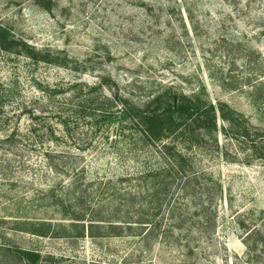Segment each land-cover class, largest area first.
Segmentation results:
<instances>
[{
  "label": "rangeland",
  "instance_id": "obj_1",
  "mask_svg": "<svg viewBox=\"0 0 264 264\" xmlns=\"http://www.w3.org/2000/svg\"><path fill=\"white\" fill-rule=\"evenodd\" d=\"M0 26L33 54L0 49V264H32L17 249L36 264H264V161L220 133L204 159L223 189L210 224L115 237L88 222L113 220L105 182L143 160L113 119L91 117L115 112V90L138 105L164 87L201 93L264 129V0H0Z\"/></svg>",
  "mask_w": 264,
  "mask_h": 264
},
{
  "label": "trees",
  "instance_id": "obj_2",
  "mask_svg": "<svg viewBox=\"0 0 264 264\" xmlns=\"http://www.w3.org/2000/svg\"><path fill=\"white\" fill-rule=\"evenodd\" d=\"M0 49L10 54L24 52L33 55L24 42L1 26ZM104 98L110 106L113 105L115 112L109 113L110 107H102L96 109L97 112L93 110L92 119H100L102 123L113 119L119 136L128 133L130 138L139 142L137 154L143 157L129 174L105 182L106 190L119 196L108 202L112 207L110 213L115 215L113 220H88L91 226L98 222L108 224L115 237H137V228H161L164 221L181 224L188 216L192 219L202 217L206 224L214 221L223 189L220 181L206 169L204 159L208 160L212 147L219 150L217 134L226 136L229 144L243 148L242 153L247 152L250 157L264 161V129L250 124L224 102L213 103L201 93L187 96L171 87L154 92L139 105L118 90L111 98ZM218 120L222 122L219 129ZM61 123L67 127L65 121ZM13 133L15 130L11 135ZM44 135L47 143L55 142L51 127L44 129ZM208 144L211 148H207ZM51 153L50 149L44 150L46 161L52 157ZM56 165H49V170L58 173ZM116 186L125 187L118 189ZM111 199L113 195L108 201ZM133 206H137L139 212H133ZM150 216L154 217V225H151ZM159 216L161 218L157 219ZM69 220L84 222L75 212L71 213ZM38 223L42 227L51 226V221L45 218H40ZM16 251L32 264L41 258L39 253Z\"/></svg>",
  "mask_w": 264,
  "mask_h": 264
}]
</instances>
